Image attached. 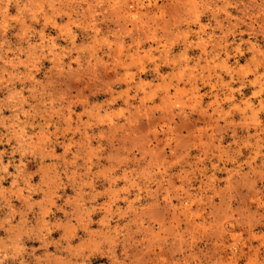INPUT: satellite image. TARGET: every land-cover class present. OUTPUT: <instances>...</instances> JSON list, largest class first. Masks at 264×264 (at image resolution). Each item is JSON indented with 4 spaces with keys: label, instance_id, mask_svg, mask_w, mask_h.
I'll list each match as a JSON object with an SVG mask.
<instances>
[{
    "label": "rangeland",
    "instance_id": "obj_1",
    "mask_svg": "<svg viewBox=\"0 0 264 264\" xmlns=\"http://www.w3.org/2000/svg\"><path fill=\"white\" fill-rule=\"evenodd\" d=\"M0 264H264V0H0Z\"/></svg>",
    "mask_w": 264,
    "mask_h": 264
}]
</instances>
